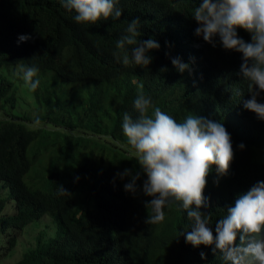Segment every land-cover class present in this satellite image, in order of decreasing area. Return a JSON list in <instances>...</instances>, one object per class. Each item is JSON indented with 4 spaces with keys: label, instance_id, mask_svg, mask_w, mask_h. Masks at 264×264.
I'll return each instance as SVG.
<instances>
[{
    "label": "trees",
    "instance_id": "trees-1",
    "mask_svg": "<svg viewBox=\"0 0 264 264\" xmlns=\"http://www.w3.org/2000/svg\"><path fill=\"white\" fill-rule=\"evenodd\" d=\"M198 3L119 0L118 20L86 25L58 0H0V67L37 65L40 84L31 96L42 123L0 115V260L23 244L11 264H221L210 245L185 243L183 210L171 206L162 221L144 222L150 197L140 191L143 174L134 195L123 189L129 178L116 175L139 170L120 121L125 111L135 115L132 101L143 91L177 121L191 112L220 121L231 135L227 174L217 176L213 165L203 189L208 206L201 211L211 213L213 235L236 195L264 181V120L243 108L250 93L236 74L241 54L194 34L190 13ZM132 18H139L140 39L160 44L145 68L112 55ZM19 34L31 38L18 42ZM174 57L190 70L178 73ZM256 98L264 102V90ZM19 99L14 82L0 76V109L12 110ZM32 232L24 244L21 235Z\"/></svg>",
    "mask_w": 264,
    "mask_h": 264
},
{
    "label": "clouds",
    "instance_id": "clouds-1",
    "mask_svg": "<svg viewBox=\"0 0 264 264\" xmlns=\"http://www.w3.org/2000/svg\"><path fill=\"white\" fill-rule=\"evenodd\" d=\"M58 3L73 13L72 20L78 24L115 21L122 13L119 0H58ZM190 15L197 23L196 36L213 47L218 42L224 50L241 54L236 74L246 82L250 93L243 108L264 120V102L256 98L264 90V0H199ZM139 29V18H132L115 41L112 55L124 66L145 68L152 60L150 52L160 48L151 37L140 39ZM238 29L248 32L250 41L240 37ZM30 38L28 34H19L17 39L23 42ZM171 64L178 73L190 70L189 64L179 57L171 58ZM38 71L35 64L19 65V78L29 90H36L40 84ZM235 94L241 97L238 89ZM132 108L135 115L123 112L120 127L139 170L133 174L125 168L116 175L120 179L129 178L123 189L134 195L136 182L143 174L140 191L150 197L143 202L150 213L144 222L162 221L165 211L175 206L183 210L190 228L180 233L185 243L193 247L210 245L221 264H264V181L258 180L236 195L225 214L215 221V235L209 227L211 213L201 211L208 206L203 189L211 167L215 166L217 176H224L233 158L231 135L223 123L191 112L177 121L143 91L137 92ZM31 123L39 126L40 117L34 115ZM238 147L243 149L245 145L241 142ZM57 186L60 192H66ZM200 256L203 259L204 252Z\"/></svg>",
    "mask_w": 264,
    "mask_h": 264
},
{
    "label": "rangeland",
    "instance_id": "rangeland-1",
    "mask_svg": "<svg viewBox=\"0 0 264 264\" xmlns=\"http://www.w3.org/2000/svg\"><path fill=\"white\" fill-rule=\"evenodd\" d=\"M19 65H3L0 67V76H4L11 81L14 82V84L17 87V95L20 97L19 104L15 106L12 110H9V107L5 105L4 109H0V115H5V114H25L30 117L29 120H32L33 116L36 115V107L34 106L33 103V98L31 96L32 90H29L26 85L23 84L22 80L19 78L18 72H19ZM2 117V116H0ZM31 122V121H30ZM42 125V123L40 124ZM47 129H55L50 123H43ZM49 218L45 216L43 218V222H48ZM32 233L26 234L24 233L21 235V240L24 242V244H27L32 237ZM1 237V236H0ZM23 249V244H18L16 250L12 252V254L5 256L0 260V264H11L14 262L16 259L21 254V250Z\"/></svg>",
    "mask_w": 264,
    "mask_h": 264
}]
</instances>
